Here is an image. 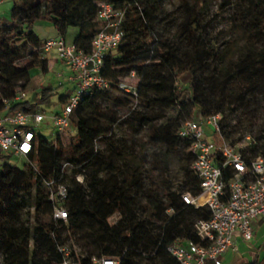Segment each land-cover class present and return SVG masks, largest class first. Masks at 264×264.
Listing matches in <instances>:
<instances>
[{
  "label": "trees",
  "instance_id": "trees-1",
  "mask_svg": "<svg viewBox=\"0 0 264 264\" xmlns=\"http://www.w3.org/2000/svg\"><path fill=\"white\" fill-rule=\"evenodd\" d=\"M10 1V20L0 19L2 114L33 110L25 99L8 106L2 100L14 96L18 83L26 89L32 68L46 70V60L33 51L42 42L34 24L48 21L62 36L75 28L72 42L89 51L100 28L97 2L103 0ZM104 1L124 11L121 42L104 60L110 87L94 89L80 101L67 143L61 134L48 140L36 132L20 167L9 164L13 156L0 149V264L61 262L62 245L84 264L101 255H122L120 264H177L167 245L198 242L195 224L210 216L206 206L182 201L183 193L197 195L200 187L191 169V140L178 136L179 125L196 114L220 113L228 141L243 137L233 136L241 125L253 138L251 154L264 153V0H245V9L228 15L229 39L219 46L206 37L209 0H178L170 13L163 0ZM161 16L176 23L172 39L162 37ZM21 61L27 64L18 65ZM131 72L136 98L118 87ZM183 73L190 77L179 87ZM56 89L44 87L37 99L48 102ZM67 96L59 94V102ZM171 109L185 117L180 124L168 117ZM236 111L237 121L231 123L228 116ZM174 158L180 167L177 184L170 168ZM64 162L75 168L68 172ZM77 172L85 175L83 184L75 180ZM224 175L228 179L230 170ZM50 180L67 186L65 221L53 219L54 202L45 187ZM113 202H118L117 221L98 220ZM30 208L26 221L23 214ZM68 238L80 244L81 252L72 251ZM241 264H264V252Z\"/></svg>",
  "mask_w": 264,
  "mask_h": 264
},
{
  "label": "built area",
  "instance_id": "built-area-1",
  "mask_svg": "<svg viewBox=\"0 0 264 264\" xmlns=\"http://www.w3.org/2000/svg\"><path fill=\"white\" fill-rule=\"evenodd\" d=\"M97 6L95 19L100 28L91 41L89 51L77 48L62 35L48 38L33 48L41 58L53 51L70 69L74 89L55 113L24 108L0 113V149L3 152L26 158L32 151L38 125L51 126L56 130L54 136L74 134L72 114L80 101L94 89L110 87V82L103 75L104 60L121 42L124 11L104 0L97 2ZM130 75L133 77L134 73ZM118 87L133 98L137 97L136 79L121 81ZM25 97L26 90L18 83L14 96L2 102L8 106L11 101H21ZM220 121V113L196 114L178 127V136L191 140V169L200 187L197 195L183 193L182 201L196 208L206 206L210 216L197 220L195 224L198 242L176 240L167 245V251L177 264H207L209 261L220 264L221 256L235 248L237 235L244 241L253 239L254 223L264 216V153L251 154L254 141L249 134L234 143L228 141L222 134ZM62 167L68 172L75 168L68 162H64ZM225 169L230 170L228 179L224 175ZM74 178L81 184L85 182V175L81 172L75 173ZM45 187L49 199L54 202L53 219L65 221L67 212L62 202L66 198L67 186L50 180L45 182ZM58 250L63 260L51 261V264H84L70 256L66 245L59 246ZM121 260L122 255L91 258L92 264H120Z\"/></svg>",
  "mask_w": 264,
  "mask_h": 264
},
{
  "label": "rangeland",
  "instance_id": "rangeland-1",
  "mask_svg": "<svg viewBox=\"0 0 264 264\" xmlns=\"http://www.w3.org/2000/svg\"><path fill=\"white\" fill-rule=\"evenodd\" d=\"M163 5L165 10L170 13L171 10H173L174 5L178 2V0H163ZM224 7L221 8L222 4ZM12 2L10 0H2L0 3V19L4 22H7L10 20V8H11ZM245 9V0H209L208 4V14L205 17V26H206V37L211 41L212 44L215 46H219L221 42L226 41L229 39L228 34V15L233 11L243 10ZM163 16L160 17L162 19ZM168 18L162 19L163 22L161 24V32L162 37L172 39L174 33L176 32V23L170 22L167 20ZM53 30V26L50 24V22L45 20H39L37 21L33 26V31L37 34L39 38H42L43 35L46 33H49ZM115 51H112L111 54H114ZM26 65V61H21L18 63V65ZM47 66V65H46ZM68 66L61 61L56 55L53 59V61L50 63L48 70H41V68L34 67L30 70V78L26 86V97L25 100H27L32 106L33 109L40 112H45L47 114L55 113L56 111L60 110L62 104L58 100V96L61 93H71V85L68 82L64 83V86H59V82L62 81V78L58 77V73H63V70L67 68ZM190 75L188 73H183L178 77V83L177 85L179 87L185 86L189 80ZM136 79V76L133 77L130 75L128 77V80ZM44 87H53L57 88L55 93L51 95L48 102L40 101L37 99L40 91ZM192 113H197L198 108L193 107L191 109ZM228 112V111H227ZM239 111H236L235 113L230 114L228 117L230 118L231 123H233L235 120L237 121L238 113ZM168 117L173 118L177 124H180L185 117L180 115L176 109H171L168 112ZM254 131V129H253ZM36 132L37 134L41 135L42 137L52 140L55 138L53 135L56 133V130L53 129L51 126L42 124L36 126ZM249 129L246 127H243L240 125V128L238 132H235L233 136H239L240 134H249ZM145 131H139V136L145 135ZM251 134V133H250ZM243 135V136H244ZM252 135V134H251ZM70 134L68 133H61V139L64 143H67L69 141ZM186 154V153H184ZM24 159L20 157H10L8 159V163L11 165L16 166H22ZM170 168L172 172V177L174 182L177 184L180 180V167L179 162L176 158L172 159L170 161ZM117 205L118 202H113L109 206H107L98 216V220L101 218H105L109 224H113L118 219V213H117ZM31 211L26 212L23 214L24 220H30L31 217L29 216V213L32 212V208H30ZM263 217H260L261 219ZM67 242L69 243L70 247L72 248V251L75 253L81 252V246L79 243H77L73 238H68ZM245 243L250 244L252 247L255 245L252 244L251 241H246ZM259 248H262V250L257 251L260 254H263L264 252V245L259 246ZM255 249H257L255 247Z\"/></svg>",
  "mask_w": 264,
  "mask_h": 264
},
{
  "label": "crops",
  "instance_id": "crops-1",
  "mask_svg": "<svg viewBox=\"0 0 264 264\" xmlns=\"http://www.w3.org/2000/svg\"><path fill=\"white\" fill-rule=\"evenodd\" d=\"M2 2V1H1ZM51 24V23H50ZM76 34V29L75 28H69L64 35L65 39L67 41H72L74 36ZM59 34L57 31L54 29L50 31L49 33H46L45 35L42 36L41 41L43 42L44 40L48 38H53L58 36ZM55 57V53L49 52L46 55L42 57V59L46 60V70H48L50 63L53 61ZM58 77L62 78V81L59 82V85L64 86L65 82L70 83L71 85V90L74 89V83L70 79L71 77V71L67 67L65 70H63V73H58ZM67 94V92H66ZM70 94V93H68ZM254 237L251 240L252 244L255 246L252 247L250 244L245 243L239 235L235 237L234 240V245L235 248L227 250L222 256H221V263L220 264H241L243 262H246L250 260L255 253H258L257 251L262 250V248H259V246L264 245V216L261 219H257L254 223ZM255 247L257 249H255ZM260 254V253H259ZM207 264H214L212 261H209Z\"/></svg>",
  "mask_w": 264,
  "mask_h": 264
},
{
  "label": "bare ground",
  "instance_id": "bare-ground-1",
  "mask_svg": "<svg viewBox=\"0 0 264 264\" xmlns=\"http://www.w3.org/2000/svg\"><path fill=\"white\" fill-rule=\"evenodd\" d=\"M203 198V197H202Z\"/></svg>",
  "mask_w": 264,
  "mask_h": 264
}]
</instances>
